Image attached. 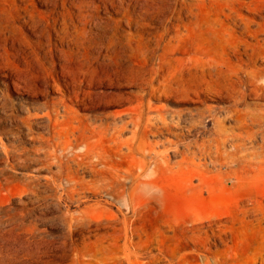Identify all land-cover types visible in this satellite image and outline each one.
Listing matches in <instances>:
<instances>
[{
    "label": "rangeland",
    "instance_id": "rangeland-1",
    "mask_svg": "<svg viewBox=\"0 0 264 264\" xmlns=\"http://www.w3.org/2000/svg\"><path fill=\"white\" fill-rule=\"evenodd\" d=\"M258 70L264 0H0V264H264V157L245 185L220 183L232 143L213 122L228 130L245 106L264 107V78L249 82ZM66 84L79 100L68 119ZM52 108L60 139L85 117L115 118L127 126L118 144L130 143L138 113L159 152L207 140L212 158L196 164L210 193L177 155L155 173L159 200L122 206L86 170L71 190L38 151ZM154 109L169 128L154 129ZM122 145L110 147L111 167L133 171L140 155Z\"/></svg>",
    "mask_w": 264,
    "mask_h": 264
},
{
    "label": "bare ground",
    "instance_id": "bare-ground-1",
    "mask_svg": "<svg viewBox=\"0 0 264 264\" xmlns=\"http://www.w3.org/2000/svg\"><path fill=\"white\" fill-rule=\"evenodd\" d=\"M262 78H264V70H258L249 82L252 84ZM64 87V118L68 119L70 117V106L77 105L79 100L77 98L78 96L74 94L76 90L72 91L69 84L64 85ZM239 88L241 89V86ZM240 89H238L237 96L234 97V105L239 104V97L244 94L243 90ZM248 108V106H245L238 111L240 116L234 121L237 126L228 130L220 126L222 120L216 117L213 118L214 124L218 125V130L216 131L217 136L219 138L224 136L226 140L232 143V149L229 153L230 159L219 166L224 168V172L220 174V183H230L233 188L245 185L248 180V175L259 165L260 162H258V159L264 157V142H261L259 145L255 144L257 136L262 135V131L264 130V107L255 112H247L246 109ZM148 110L150 112L152 111L150 106H148ZM153 111L158 113V118L161 122V126L155 127L154 129L169 128L170 126L165 123V118L160 115L159 111L157 109ZM233 111L229 110L224 118L228 120L234 119L235 115L232 114ZM206 112V109L198 112L200 120L205 117ZM47 115L51 121L52 130L49 137L46 136L47 138L42 139L38 151L40 149L44 150L47 160L57 164L58 175L66 180L71 186V190H74L82 183L83 178H79V175L86 170L93 177L90 183L96 189L103 190L112 201L120 203L122 206L129 208L131 206L130 204L135 200H140L147 196L159 200L162 196V187L157 183L155 173L162 167L167 168L169 165L168 158L173 155L179 156L176 164L179 167H183L189 182H192L194 178L199 180L198 187L201 193L205 192L209 194L212 189L207 177L199 169L200 165L196 164L197 160H202V166H204V163L212 158L207 140H202L200 143H188L184 146L175 143L173 146L166 147L162 152H159L156 150L158 147L157 142L147 144L144 142L143 136L147 125H142L143 130L140 129L141 117L138 113L131 114L128 122L136 127L131 132L130 143L118 144L117 140L127 126L126 123L118 126V122L115 123V118L113 122H108L85 117L80 121L81 124L78 123L72 129L71 134L64 139H60L61 136H58L59 132L56 128L59 113L55 108H52ZM180 118L178 114L177 119ZM150 119L147 117V123ZM205 125L207 126V124ZM235 130H239V132H235ZM112 144L117 146L118 152L122 150L121 145L123 144L122 146H126L129 155H140L137 158L133 171H115L111 167L112 158L109 149L110 147L113 148ZM52 176L54 175L50 177ZM55 182L57 181L55 180ZM128 182H132L131 187L127 186Z\"/></svg>",
    "mask_w": 264,
    "mask_h": 264
}]
</instances>
